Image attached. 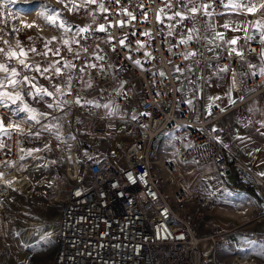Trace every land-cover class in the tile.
I'll use <instances>...</instances> for the list:
<instances>
[{
	"label": "built area",
	"instance_id": "obj_1",
	"mask_svg": "<svg viewBox=\"0 0 264 264\" xmlns=\"http://www.w3.org/2000/svg\"><path fill=\"white\" fill-rule=\"evenodd\" d=\"M234 1L97 0L84 6V0H75L81 6L71 13L55 2L52 11L68 20L70 30L42 18L40 32L21 23L18 6L29 3L0 0V48L19 52V40L28 52L29 65L50 69L44 76L28 69L22 74L35 76L37 86L54 93L42 102L26 98L38 112L49 113L39 123L25 122V113H15L16 105H0V116L20 122L25 129L23 134L0 133V162H13L0 163V203L19 190L14 178L22 177L37 156H50L49 166L57 168L68 144L70 155L81 166L80 173L68 178L60 200L48 264H257L238 251L220 258L219 247L236 231L218 229L208 218L223 191L229 197H248L256 211L254 222L264 221V175L221 140L228 126L224 117L236 113V120L245 118L247 100L264 90V74L256 75L250 67V60L260 54V35L251 22L263 18L250 19L243 48L237 51L242 55L224 49L207 54L202 36L207 14L201 6L210 4L213 17L236 11L230 6ZM100 3L106 12L99 9ZM193 6L200 11L190 13ZM176 12L187 18L181 20ZM101 24L106 31L98 30ZM85 27L89 31L76 35ZM249 35L255 38L249 40ZM182 39L187 43L182 44ZM64 40L69 41L67 46ZM66 62L75 67H66ZM0 63L21 69L2 53ZM209 63L244 65L248 91L234 104L206 113L195 68L204 76ZM56 68L62 74H55ZM57 84L62 95L55 93ZM48 103L53 107L48 108ZM166 144L170 148L164 153ZM33 147L41 149L33 153V160L20 151ZM117 154L122 165L114 160ZM190 161L212 164L221 178L232 174L235 181L224 189L192 190L179 172V166ZM238 230L264 244V232L242 226Z\"/></svg>",
	"mask_w": 264,
	"mask_h": 264
},
{
	"label": "rangeland",
	"instance_id": "obj_2",
	"mask_svg": "<svg viewBox=\"0 0 264 264\" xmlns=\"http://www.w3.org/2000/svg\"><path fill=\"white\" fill-rule=\"evenodd\" d=\"M55 2H58V0H33L30 3V8L20 7L21 11L18 13L21 21L27 23L35 22L39 27L34 28L38 29L37 31L43 32L42 26H44V22L39 13L42 11V8H47L50 11L54 10ZM63 20L68 23L66 18H63ZM38 144L40 146L42 142ZM169 148V145L166 144L164 153ZM63 152L65 158L58 159L60 165L57 168L49 166L50 156L42 155L34 159L33 154L32 160H34L27 166L28 171H23L22 177L14 178V183H16L19 190L13 191L4 203H0V264H48V261L52 257L54 252L53 236L57 228L60 200L66 192L68 178H74L77 173H80L81 169L75 156L70 155L68 144L65 145ZM114 160L120 165L123 164V158L119 154L114 157ZM189 163L193 164L198 174L194 170L189 173H185L182 170L179 171L187 179L189 186H194L196 190L208 189L210 187L215 189L222 186L219 175L215 172L212 165H198L193 161ZM205 167L210 168V175L213 176V179L217 180L213 186L210 185L208 176L206 180L201 178L200 171ZM232 180V174H228L225 177L226 183H230ZM218 194L220 195V203L211 214L216 220L213 224L218 229L237 227V225L239 226V224L247 221L246 224L254 223L257 225V227H245L248 231H264L260 230L264 221H260L259 223L254 222V219L248 221L256 214L252 203L248 201V197H229L223 191H220ZM239 213L246 215L241 221L237 222L236 215ZM240 217L242 216L240 215ZM223 220L229 222V225L225 228H221L219 224ZM234 234L243 235L249 241H252L251 234H243V230H237L231 235ZM229 237L227 243L221 245L219 249L226 246L233 247L229 243ZM2 242H5V244L1 245ZM259 247L257 244L249 245L248 243L244 249L247 258L252 259L254 256H261L262 254L257 250ZM228 253L231 254V252Z\"/></svg>",
	"mask_w": 264,
	"mask_h": 264
},
{
	"label": "crops",
	"instance_id": "obj_3",
	"mask_svg": "<svg viewBox=\"0 0 264 264\" xmlns=\"http://www.w3.org/2000/svg\"><path fill=\"white\" fill-rule=\"evenodd\" d=\"M234 2H239V0H235ZM248 2L249 0H243V3L245 4ZM25 7L30 8L31 4L25 5ZM248 15L249 14L244 11L239 10L229 11L213 17L206 15L202 27L205 52L212 55L216 54L220 49L232 50L233 48L237 51H241L243 48V39L251 19ZM257 17L264 19V13H258L254 19ZM225 24L229 25V27H224ZM234 29L240 30L235 31ZM253 30L258 32L254 28ZM221 36L223 38H220ZM235 38H239L235 45L228 43V41ZM262 52H264V44L260 42L259 56L250 60L251 70L256 75H261L262 69H264V56H262ZM225 68L227 71H222V69ZM195 70L197 87L200 88L202 86L203 88L204 111L206 113L212 111L214 108H226L232 105L233 103H231L230 100H234L236 102L243 96L244 93L248 91L245 82L246 70L244 65H240L236 68H230L226 65L218 63H209L205 69L204 76L201 75L199 67H196ZM246 108L247 116L242 120L235 119L236 113H231L224 117V122L227 123L228 126L225 129L221 140L231 151L242 159L249 161L255 172L262 175L264 174V90L260 95L253 96L248 99L246 102ZM5 123H7V120ZM180 169L185 173H189L192 170L197 172L193 164L189 162L181 165ZM210 172V168L205 167L200 171V175L202 179H205L202 177L203 175L205 177L208 176L210 179V185L213 186L216 184L217 180L212 178L213 176L210 175ZM232 176L233 180L230 183H226L225 178H221L219 176L220 183L222 184L220 187L222 189L235 181V176ZM185 182L188 185L186 178ZM190 186L192 190L195 189L194 186ZM251 193H253L252 189L250 190V194ZM240 215L242 217L239 218ZM245 215L246 214L243 213L237 214V222L241 221ZM253 216L248 221L253 219ZM208 218L212 223H215L216 220L211 215ZM246 222L247 221H244L239 224V226L237 225V227H257L254 223L246 224ZM219 224L221 228H225L229 225V222L227 220H223L220 221ZM262 226L260 229L261 231L264 230V223ZM230 236L232 237H229V243H231L233 247L226 246L224 248H220V258H230L231 254L228 252L233 253L235 251L241 252L244 256H246L244 249L247 247L249 241L248 238L237 234ZM4 244L5 242L1 243V245ZM257 245L260 246L257 250H259L262 255L258 257L254 256L252 260L257 264H264V252L261 251V246H264V244Z\"/></svg>",
	"mask_w": 264,
	"mask_h": 264
},
{
	"label": "snow or ice",
	"instance_id": "obj_4",
	"mask_svg": "<svg viewBox=\"0 0 264 264\" xmlns=\"http://www.w3.org/2000/svg\"><path fill=\"white\" fill-rule=\"evenodd\" d=\"M12 0H9V3H11ZM118 3L119 0H116ZM194 0H188V3H193ZM58 3L63 5V8L66 9L69 13L79 10V7L81 5H77L75 3V0H58ZM97 0H84V6L87 4H96ZM6 6V5H5ZM234 10H239V11H244L245 13L249 15H257L258 13H264V0H249L247 4L243 3V0H239V2H234L231 3L230 5ZM203 8V11L207 15H211L210 12H208V8L211 7L210 4H204L201 6ZM99 9L103 12H106L107 9L104 7L103 3L99 4ZM200 11V8L193 6L192 8L189 9V12L192 14H195L196 12ZM39 15L45 20L46 23L51 24L54 27H59L61 29H64L65 32L69 31L70 29L67 26V22L61 18V13L58 11H51L49 13H45L41 11ZM130 15V14H129ZM175 16L180 17L181 20H184L187 18L184 14L180 12H176ZM134 18V17H133ZM173 17H169V19H172ZM23 24L24 28H32V27H39L38 25L35 24V22L32 23H27L24 21H21ZM251 26L256 29L259 32L260 35V42L264 44V19H257L254 22H251ZM224 27H229V25L225 24ZM99 31H106L104 25H99ZM235 31H239L240 29H234ZM2 31V29H0ZM14 31H18V29H14ZM89 31L87 27L85 28H80L79 32L76 33V35H80V33H84ZM191 31H195V29H191ZM220 38H223L222 36ZM254 36L249 35L247 39L252 40L254 39ZM31 40L32 37H29ZM53 40L56 39L55 37L52 38ZM192 36L189 35L187 37V40H191ZM239 38L232 39L228 41V43L235 45L237 43V40ZM187 40L182 39L181 43H187ZM78 43V41H75ZM5 44H8L7 40H4ZM51 41H48L47 44H45V47L47 48L48 44H50ZM63 43L67 46L69 44L68 40H64ZM123 43V41H121ZM17 47L20 49L19 52L14 50L13 48L9 47L7 50L4 48H0V53H2L6 60L8 62L12 60H16L18 65L21 66V69L18 70L17 67H10L9 63H0V73H3L4 75L0 77V105L4 107H10L11 105H16L15 108V113L19 115L20 113H25L26 118L25 122L27 120L35 121L36 123H39L40 118H45L49 115L47 112H38L36 108L31 107V105L27 102V97H31L33 100L36 101H43V98L45 96H53L54 93L49 91L47 88L43 86H37L35 83L36 77L32 76L29 77L28 75H23L22 70L23 69H28L30 71L34 70L35 72L39 73L40 76H44L45 73L49 72V68H44L41 70V68L37 66H31L26 62V58L28 56V52L25 51L21 46H20V41H16ZM86 50V49H85ZM30 51L35 52V48L30 49ZM51 51V49H49ZM68 51L71 52L72 48L68 47ZM233 52H235L237 55H242L241 52H237L235 48L232 49ZM59 50H57L54 54H58ZM47 55V52L44 53ZM190 55H195V53H191ZM262 56H264V52H262ZM23 57V58H22ZM137 63H139L137 61ZM66 67H75L72 65L70 62H66L65 64ZM222 71H227V69H222ZM55 74H62V71L60 68L55 69ZM262 74H264V69H262ZM46 79H50L49 77H45ZM90 86V85H89ZM55 87V93H60L61 95V88L57 84L54 86ZM70 87V85H69ZM219 99V98H217ZM10 102V103H9ZM231 103H235L234 100H230ZM79 103V101H77ZM191 103V101H189ZM48 108H52L53 104L48 103L47 104ZM107 107V106H106ZM223 111V109H221ZM211 114V113H209ZM7 117L5 116H0V133L6 136H10L12 132H17L23 134L25 129L21 126L20 122H12L8 121L5 123ZM215 131V129H213ZM31 134V133H29ZM38 135V134H37ZM0 147H3V145H0ZM48 146L45 145V148ZM20 151L24 153L27 156H32L34 152H39L41 149L35 148V149H28L25 150L24 148H21ZM21 160L24 159V155H21L20 157ZM3 164H11L13 162L11 161H3L0 162ZM264 175V174H262ZM3 178V173H0V179ZM9 184L11 183L10 181L8 182ZM249 245H255V241H248ZM261 251L264 252V246H261Z\"/></svg>",
	"mask_w": 264,
	"mask_h": 264
},
{
	"label": "bare ground",
	"instance_id": "obj_5",
	"mask_svg": "<svg viewBox=\"0 0 264 264\" xmlns=\"http://www.w3.org/2000/svg\"><path fill=\"white\" fill-rule=\"evenodd\" d=\"M32 1H33V0H32ZM32 1H28V0H27V1L24 2V3H29V4H30V2H32ZM34 1H35V0H34ZM29 4H27V5H29ZM20 7H25V5H20V6H19V10H18V12L21 11ZM26 10H27V9H26ZM248 16H249L251 19H252V18L254 19V17L257 16V15H255V16H253V15H248ZM179 168H180V166H179ZM180 170H181V169H179V171H180ZM180 174L183 176V174H182L181 172H180ZM57 188H58V187H57ZM253 219H254V218H253ZM232 228L235 229V231H237V230L239 229V227H236V226H235V227H232ZM229 229H230V228H229ZM224 230H228V229H224Z\"/></svg>",
	"mask_w": 264,
	"mask_h": 264
}]
</instances>
